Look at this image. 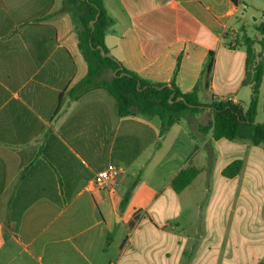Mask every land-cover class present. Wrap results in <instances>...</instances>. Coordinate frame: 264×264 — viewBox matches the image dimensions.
Returning <instances> with one entry per match:
<instances>
[{"label":"crops","instance_id":"obj_1","mask_svg":"<svg viewBox=\"0 0 264 264\" xmlns=\"http://www.w3.org/2000/svg\"><path fill=\"white\" fill-rule=\"evenodd\" d=\"M63 1L0 0V264H264V147L215 141L181 119L156 148L159 117H119L99 87L74 94L88 66ZM105 3L114 20L105 44L125 68L247 108L244 37L262 40L264 57V0ZM235 160L240 172L224 177ZM110 165L122 169L115 192L91 188ZM188 166L200 173L177 194L171 182Z\"/></svg>","mask_w":264,"mask_h":264},{"label":"trees","instance_id":"obj_2","mask_svg":"<svg viewBox=\"0 0 264 264\" xmlns=\"http://www.w3.org/2000/svg\"><path fill=\"white\" fill-rule=\"evenodd\" d=\"M61 12L70 15L78 35L79 49L88 66L86 76L73 89L74 94L99 87L115 102L119 117H159L161 131L156 148L160 147V141L173 125L206 109L211 110L213 123L201 126V133L211 134L215 141L239 139L248 140L254 146H264V122H255L264 78V57L258 47L263 46V41L259 38L244 37L246 72L243 85L251 88L247 108L232 100L202 103L197 91L182 92L175 78L170 83L153 82L125 68L110 55L105 37L114 20L108 13L105 0H64ZM262 17V23L256 27L260 35H264V11ZM212 66L213 58L210 56L203 74L208 76ZM241 167L242 161L235 160L223 170L222 175L234 178ZM199 173L200 169L195 166L182 169L171 182L174 192L181 193ZM137 182L136 179L124 195L122 208L128 204ZM25 208L22 206L21 210Z\"/></svg>","mask_w":264,"mask_h":264},{"label":"rangeland","instance_id":"obj_3","mask_svg":"<svg viewBox=\"0 0 264 264\" xmlns=\"http://www.w3.org/2000/svg\"><path fill=\"white\" fill-rule=\"evenodd\" d=\"M249 90H244V92H240L237 94V98L239 100H241L242 102L244 103H247V94H246V91H250V88H247ZM208 100H210V97H205V96H200V101L205 103L207 102ZM184 121L187 122V128L188 130H191L192 132H195L196 130V123H201V124H205V125H211L213 123V115L212 113L209 111V112H204L202 115H189L188 116V119L187 118H184ZM255 122L256 123H263L264 122V81H263V84H262V94H261V97H260V102H259V106H258V110H257V115H256V118H255ZM172 137V136H171ZM168 147H170L171 149H174V148H179L180 145L178 144H175L174 143V140H173V137L171 138V140L169 141V144H168ZM262 147H264L262 145ZM203 162H204V166H205V170L207 172V175L210 176L213 169L215 168L216 166V162H213L211 159H210V153H209V150L208 149H204V152H203ZM201 158V156H200ZM255 158L253 156L249 157V162H250V167L252 168L251 170H254V168H257L258 167V163H260L259 160H254ZM200 160V159H199ZM264 160L261 159V162H263ZM256 163V164H255ZM260 166L261 167H264L263 164L260 163ZM208 178L207 176H202L199 180L198 183H205V179ZM247 178H259L258 175H252L251 173L248 174ZM162 198H160L159 201H161ZM157 208V206L155 207ZM15 220V216L14 214L10 215V219L8 220V222L11 224L13 221Z\"/></svg>","mask_w":264,"mask_h":264},{"label":"built area","instance_id":"obj_4","mask_svg":"<svg viewBox=\"0 0 264 264\" xmlns=\"http://www.w3.org/2000/svg\"><path fill=\"white\" fill-rule=\"evenodd\" d=\"M121 173V167L110 165L107 168L96 172L89 185L91 188H97L99 190L107 189L109 193L113 194Z\"/></svg>","mask_w":264,"mask_h":264}]
</instances>
